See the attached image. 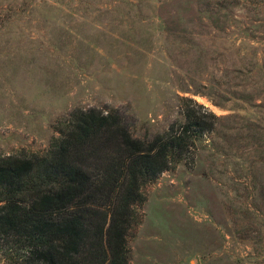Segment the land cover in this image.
Wrapping results in <instances>:
<instances>
[{
  "label": "rangeland",
  "instance_id": "rangeland-1",
  "mask_svg": "<svg viewBox=\"0 0 264 264\" xmlns=\"http://www.w3.org/2000/svg\"><path fill=\"white\" fill-rule=\"evenodd\" d=\"M184 98L214 127L144 187L129 264H264V0H0V156L75 108L149 139Z\"/></svg>",
  "mask_w": 264,
  "mask_h": 264
},
{
  "label": "trees",
  "instance_id": "trees-1",
  "mask_svg": "<svg viewBox=\"0 0 264 264\" xmlns=\"http://www.w3.org/2000/svg\"><path fill=\"white\" fill-rule=\"evenodd\" d=\"M182 100L184 119L149 139L113 110L75 108L45 151L1 155L0 264H129L144 187L214 127L215 114Z\"/></svg>",
  "mask_w": 264,
  "mask_h": 264
}]
</instances>
